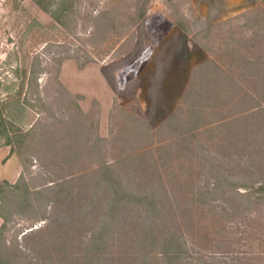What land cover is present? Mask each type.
<instances>
[{
	"label": "rangeland",
	"instance_id": "374dc122",
	"mask_svg": "<svg viewBox=\"0 0 264 264\" xmlns=\"http://www.w3.org/2000/svg\"><path fill=\"white\" fill-rule=\"evenodd\" d=\"M41 2L0 0V264H264V0Z\"/></svg>",
	"mask_w": 264,
	"mask_h": 264
},
{
	"label": "trees",
	"instance_id": "16d2710c",
	"mask_svg": "<svg viewBox=\"0 0 264 264\" xmlns=\"http://www.w3.org/2000/svg\"><path fill=\"white\" fill-rule=\"evenodd\" d=\"M35 1H37L38 4H40V5L43 6L41 0H35ZM43 7H45V6H43ZM54 15H55V14H53V16H54ZM54 17H55V18H58V16H54ZM2 121L4 122V120H2ZM0 126H1V124H0ZM2 126H4L3 123H2ZM6 144H7V145H10V142H6ZM0 198H1V195H0ZM0 206H1V205H0ZM0 216H1V217L3 218V220H4L3 223H5V216H4V214L0 212ZM2 225H3V224H2Z\"/></svg>",
	"mask_w": 264,
	"mask_h": 264
},
{
	"label": "crops",
	"instance_id": "0c3cea01",
	"mask_svg": "<svg viewBox=\"0 0 264 264\" xmlns=\"http://www.w3.org/2000/svg\"><path fill=\"white\" fill-rule=\"evenodd\" d=\"M0 205H1V202H0ZM1 221H2V222H1ZM3 222H4V220H3V218L0 216V227L2 226Z\"/></svg>",
	"mask_w": 264,
	"mask_h": 264
}]
</instances>
